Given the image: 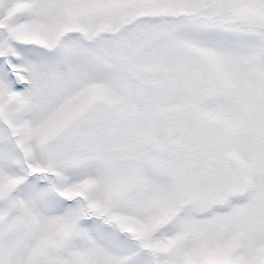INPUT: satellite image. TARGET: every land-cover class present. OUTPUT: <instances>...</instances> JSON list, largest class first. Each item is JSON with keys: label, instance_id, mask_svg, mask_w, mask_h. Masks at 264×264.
<instances>
[{"label": "snow or ice", "instance_id": "obj_1", "mask_svg": "<svg viewBox=\"0 0 264 264\" xmlns=\"http://www.w3.org/2000/svg\"><path fill=\"white\" fill-rule=\"evenodd\" d=\"M0 264H264V0H0Z\"/></svg>", "mask_w": 264, "mask_h": 264}]
</instances>
